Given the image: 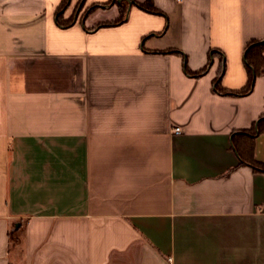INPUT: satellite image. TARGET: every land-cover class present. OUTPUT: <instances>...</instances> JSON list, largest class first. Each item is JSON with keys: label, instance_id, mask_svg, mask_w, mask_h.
Segmentation results:
<instances>
[{"label": "crops", "instance_id": "obj_1", "mask_svg": "<svg viewBox=\"0 0 264 264\" xmlns=\"http://www.w3.org/2000/svg\"><path fill=\"white\" fill-rule=\"evenodd\" d=\"M147 1L0 0V264H264V0Z\"/></svg>", "mask_w": 264, "mask_h": 264}, {"label": "trees", "instance_id": "obj_2", "mask_svg": "<svg viewBox=\"0 0 264 264\" xmlns=\"http://www.w3.org/2000/svg\"><path fill=\"white\" fill-rule=\"evenodd\" d=\"M67 0L59 6L56 11V20L58 24L63 26H68L72 23V20L69 23L63 24L60 20L61 18V11L66 7ZM140 8L144 10H148L150 12H158L152 5L151 0H148L144 4H138ZM120 8V17L115 23L121 22L124 13L125 7L121 4L119 5ZM264 42H254L250 43L246 46L245 56H244V63L246 66V70L248 73V82L246 86L237 92L238 95L247 94L252 90L254 85V79L257 76L259 70L264 67ZM222 70L218 73L216 81H214V86L216 91L223 92L221 87L219 86L218 78L221 76ZM264 131V119H260L258 122L254 123V125L248 129L243 130L233 136L232 143L233 147L238 154L239 158L241 159L242 163L249 164L254 168V170L263 171L264 172V164L257 162L253 158V139L257 132ZM8 241L10 249L15 247L20 241V234L18 231H10L8 234Z\"/></svg>", "mask_w": 264, "mask_h": 264}, {"label": "built area", "instance_id": "obj_3", "mask_svg": "<svg viewBox=\"0 0 264 264\" xmlns=\"http://www.w3.org/2000/svg\"><path fill=\"white\" fill-rule=\"evenodd\" d=\"M177 1H181V0H177ZM173 132H174V134H179L180 133V129L176 127V128L173 129Z\"/></svg>", "mask_w": 264, "mask_h": 264}, {"label": "water", "instance_id": "obj_4", "mask_svg": "<svg viewBox=\"0 0 264 264\" xmlns=\"http://www.w3.org/2000/svg\"><path fill=\"white\" fill-rule=\"evenodd\" d=\"M19 227V224H17L16 226H15V228H18Z\"/></svg>", "mask_w": 264, "mask_h": 264}, {"label": "rangeland", "instance_id": "obj_5", "mask_svg": "<svg viewBox=\"0 0 264 264\" xmlns=\"http://www.w3.org/2000/svg\"><path fill=\"white\" fill-rule=\"evenodd\" d=\"M78 11H79V10H78V9H76L74 13H76V12H78Z\"/></svg>", "mask_w": 264, "mask_h": 264}]
</instances>
